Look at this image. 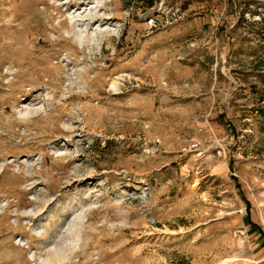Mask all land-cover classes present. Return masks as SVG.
<instances>
[{"label": "rangeland", "instance_id": "374dc122", "mask_svg": "<svg viewBox=\"0 0 264 264\" xmlns=\"http://www.w3.org/2000/svg\"><path fill=\"white\" fill-rule=\"evenodd\" d=\"M259 230L264 0H0V264H264Z\"/></svg>", "mask_w": 264, "mask_h": 264}, {"label": "trees", "instance_id": "16d2710c", "mask_svg": "<svg viewBox=\"0 0 264 264\" xmlns=\"http://www.w3.org/2000/svg\"><path fill=\"white\" fill-rule=\"evenodd\" d=\"M249 223L251 224V227H252V228L259 229L258 226H257L256 224H254V223H252V222H249ZM259 233H260L262 236H264V232H261V230H259Z\"/></svg>", "mask_w": 264, "mask_h": 264}]
</instances>
